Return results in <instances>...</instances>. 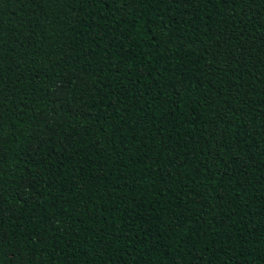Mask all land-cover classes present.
<instances>
[{
    "label": "trees",
    "instance_id": "trees-1",
    "mask_svg": "<svg viewBox=\"0 0 264 264\" xmlns=\"http://www.w3.org/2000/svg\"><path fill=\"white\" fill-rule=\"evenodd\" d=\"M0 264H264V0H0Z\"/></svg>",
    "mask_w": 264,
    "mask_h": 264
}]
</instances>
